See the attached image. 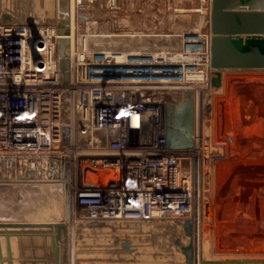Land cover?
Returning a JSON list of instances; mask_svg holds the SVG:
<instances>
[{
	"label": "built area",
	"instance_id": "obj_1",
	"mask_svg": "<svg viewBox=\"0 0 264 264\" xmlns=\"http://www.w3.org/2000/svg\"><path fill=\"white\" fill-rule=\"evenodd\" d=\"M86 1L78 11L101 3L114 12L137 2ZM36 28L37 39L30 24H5L0 18V183L59 182L56 175L73 173L71 213L78 221L139 225L185 219L196 208L207 178L205 170L199 173L193 149L166 147L163 107L169 103L165 96L181 87L175 71L182 72L185 82V72L193 76L198 66L170 62L175 59L170 53L169 62L157 66L149 54L94 50L86 35L79 43L75 37V59L65 83L59 41L67 37L55 26ZM197 32L206 65L211 33L191 31V37ZM189 44L185 53L195 55ZM194 136L196 142L202 136L198 126ZM203 144L212 143L205 138ZM88 172L114 179L95 185L86 181Z\"/></svg>",
	"mask_w": 264,
	"mask_h": 264
},
{
	"label": "rangeland",
	"instance_id": "obj_2",
	"mask_svg": "<svg viewBox=\"0 0 264 264\" xmlns=\"http://www.w3.org/2000/svg\"><path fill=\"white\" fill-rule=\"evenodd\" d=\"M12 1L13 0H7L6 2V0L5 1L2 0V5L6 4L5 7L2 8L3 9L2 12L9 10L10 11V12L8 11L9 13H13V9L10 8L12 6ZM53 1L47 0V2H49V6L51 5V7H49V13L47 14L50 20L56 19V15H57L56 0ZM203 1L204 0H137L135 4L124 5L121 7L119 11H114V12L111 11L110 9L105 8L104 4L102 6L101 3H98V4H94L92 8L88 7L85 9V11H87L85 12V14L88 15L86 20H83L79 17V12L82 10L78 11L77 9L75 15L76 43H79V41H81V39H83L84 36L88 35L89 37L85 39L87 40L86 44L90 46L89 48L91 49L93 48L95 50L96 49L103 50V46L102 47L98 45L95 46L94 42L96 40L100 41L101 39H104V36L107 35L110 37L120 36L126 38L130 34H134V33L162 34L164 32H171V34H175V33L180 34L182 32H187V31H204L206 30V28L209 27V23L207 19L208 13L205 15L204 13L203 14L199 13L200 15H198V21H197L195 15H192L190 11L193 9H201L204 11V9L208 7L207 6L208 0L206 2ZM38 8H39L38 10L40 11L39 6ZM39 17L42 16L39 15ZM46 18L49 19L48 17ZM45 26H49V25H45ZM114 50H120V49L119 47H116ZM228 73L230 74V75L228 74L229 76H233V75L240 76L239 74L245 72H241V73L236 72L235 74L231 72ZM241 76L248 77L247 79L250 78L252 81L251 80L247 81V79H245L242 80L245 81L244 83L241 81H236L237 84L232 83V86H230L232 91L231 90L228 91V88H225L226 89L225 91L227 93L226 94L224 93L225 91L222 90V93H224L226 97L227 96L232 97L231 95H233L232 97L233 100L235 99V101H239L240 96L238 94H241L244 100L243 93H247L245 94L246 96L250 95V97H252L251 96V94H253L252 92H256L258 94L261 90H263L264 88L263 75L242 74ZM253 79L257 81H254ZM233 80L234 77L233 78L231 77V81ZM249 82L251 83L254 82L256 86H248L247 87L248 89L246 90V84H248ZM232 87L234 90L232 89ZM230 91L232 92L231 94ZM240 91L243 92L241 93ZM224 94L219 95V98L225 99ZM171 96L173 97L177 95H170V96L166 95L165 98H167V101L169 103L172 101ZM225 104L227 105V103ZM234 105L235 104H233V107ZM262 125L264 126V124ZM263 134H264V129L263 132L261 133L262 137L264 136ZM246 139H248V137L241 138L239 140L243 141ZM258 140H260V138H258ZM227 141L232 142V140H230L229 138ZM248 143L249 140H246L245 144ZM226 148H228L227 145ZM230 153H232L231 150ZM262 168H264V166ZM85 178L88 183L97 182L103 178V175L101 177V175H95L88 172L85 173ZM210 179L211 178L207 179L209 188L211 186V183L209 182ZM245 179L244 181L251 180L250 178H247L246 180ZM256 181H258L260 183L259 185L261 186L264 183V173L262 178ZM33 184H38V183H29V184L19 183L20 187H28V188H18V189L11 187L0 188V223L49 225V223L52 222L50 224H52V226L54 225L53 228H50V226H48L47 228L36 227V228L26 229V230H30V231H26V233H30V235H32L31 233L34 232L37 233L46 232L50 236H48L47 239H42L34 235H33L34 237H27V236L22 237L23 240L22 245L24 246V250H22V252L18 251L20 250L19 246L17 243H15L16 241L15 238L11 236L12 237L11 240L14 241L13 247L14 248L17 247V251H14L13 248V251L16 252L13 254L15 256L13 258L15 264H55L54 261L52 260L55 254L53 239H56V243L59 247L60 257L62 258L63 264H66V260H68L67 264H70L71 256L74 257L75 264H164V263L185 264V259H183L184 256L183 254H180L181 252H179L178 247H176L177 244L175 245V242L173 243L172 238L164 234L167 232L175 233L171 231L169 227H166L167 229L164 230L162 227H161L162 229L158 228L157 225H155L154 223H142L140 225L146 226L148 230L147 232H145L146 229L145 228L142 229L140 227L137 228L138 226L137 224L123 223V224H118L121 227L117 228L118 226L116 227L113 223L91 224L88 222L78 221L75 219L76 227L73 228L72 231L70 230V227L68 225L70 219L67 222L66 213H65V203L63 201L62 193L58 190L60 189L59 186L51 184L52 187H45L44 185L38 186ZM102 184L105 185L104 183ZM262 187L264 189V184L262 185ZM206 189H208L207 184L204 187V191H206ZM206 193H205V197H207ZM205 213L206 212H204L205 215L204 217H206L205 221L207 223V221L210 219L207 220V214ZM55 224L64 225V227H61V229H59L55 227ZM167 226L171 227V225H167ZM207 229L210 230V227H207ZM219 229H221V227H219ZM32 230H34V232ZM131 230H133L134 232ZM0 231H4L3 234L8 235L9 233H11V231H16V229L12 227H7V228H1ZM127 233L128 234L130 233V235H128ZM140 233L142 235H139ZM58 234H60V239L57 238ZM205 234L207 239L206 249L208 248L209 252L210 250H213V248L214 250L216 249L217 252H227L229 250H235V249H230V247L224 245L220 240L218 241L217 246H215L216 245L214 243L215 241L213 240L214 241L213 242L212 238L210 237V231ZM1 240L5 241V238H1ZM123 242H129V243L131 242L130 247L132 246V248H135L136 251L132 250L133 253L125 251L123 248ZM183 242L186 243L187 240L185 241L183 240ZM211 242L212 244H210ZM249 243H245V245H251ZM2 244L4 245V242H2ZM261 245L264 246V243H262ZM139 247L141 249H139ZM249 247L251 246H247L248 249H245L244 251L251 250ZM3 251L5 254L4 261L5 263L8 264L5 248H3ZM168 252L169 253L174 252L177 256H179L178 258L179 260H176L177 256L176 259L174 260V255L173 257H171L170 256L171 254L169 255ZM119 254L121 255L119 256ZM181 260L183 263L181 262Z\"/></svg>",
	"mask_w": 264,
	"mask_h": 264
},
{
	"label": "bare ground",
	"instance_id": "obj_3",
	"mask_svg": "<svg viewBox=\"0 0 264 264\" xmlns=\"http://www.w3.org/2000/svg\"><path fill=\"white\" fill-rule=\"evenodd\" d=\"M206 1L207 0H204L203 2H206ZM6 2H7V0H6ZM210 2L211 1L208 0V3H207L208 7L206 9H204V11L201 9L190 10L192 15H197L196 12H199L202 14L204 13V15L207 13H210ZM86 3H88L86 0H68V8H69L68 9V14H69L68 20H69V30H70L69 35L70 36L68 35L66 37L69 40V42H68V48L70 50L69 63H70V61H71V63H73V60L75 59V48H74V46H75V15H76V11L78 9V6L86 4ZM107 3L110 4L109 1ZM5 5H2L1 8L5 7ZM13 7H14V5L12 4V6L10 8L13 9ZM49 7H51V5L49 6V2H48V4L46 3L47 14L49 13ZM7 9H9V8H7ZM41 12L40 13L43 14L44 10H41ZM41 14L38 13V17H39V15L42 16ZM198 15H200V14H198ZM201 16H203V15H201ZM47 17L49 18V16H47ZM204 18H205V16H204ZM206 31H207V28H206ZM191 34H192L191 31L182 32L180 34H176V33L171 34V32H164L162 34H142V33L135 34L134 33V34H130L126 38L120 37V36L119 37L112 36L113 39H112V37H108V38L101 39L100 41L96 40L94 42V45L95 46L98 45L101 47L103 46V50H114L116 47H119V49L122 51L124 50L125 54H127V55L132 54V55H136V56L139 55V56L144 57L143 54H149L148 56L152 55L157 59V61H156L157 66H164L167 64V62H169L168 60H166V55L169 56L168 55L169 53L171 54L172 58L177 59V60L172 59V60H170V62H179L182 65L187 64V63H188V65H191L192 63H195V67H196V65L198 66L196 74H194L193 76H190L191 75L190 70L185 72V75L188 78V80H186L185 82H183L182 77H180L182 72L179 69H177L175 71L177 79L179 81H181V84H180L181 87H179V90L171 91L170 95H177V96H173V97L171 96L172 101L170 103H167V104L177 105L180 101L187 100L188 97L192 98V101H193V131H192L191 137L193 140V145L189 148L173 149V150H186L187 151V150L193 149L192 152H193V155L196 159L197 166L199 169V173H201L202 170H205L206 178L207 179L211 178L209 181L211 183L210 188L211 187L213 188V181H214V186L215 187L217 186L218 189H221L223 187L221 184V175L223 172L221 173L220 164L222 161L224 162L226 157L232 158L233 152H235V155L237 156L240 148L238 151L236 150V148H238V146L241 143H240V140L236 136L238 134L239 135L243 134L242 132L247 131V128H249V127H247L248 125L247 126L245 125V126H243L244 131L242 129L241 130L239 129L240 130V132H239V130L237 129L238 128L237 124L240 122H237V124H236V122L233 118V110H235V107H236L235 105L233 107V104H236L237 101H235V99L233 100V98H232L233 95H231L232 97H230V96L226 97V95L224 94V93H226L225 88H228V91L231 90L230 86H232V83L237 84L236 81H241L244 83L245 81H242V80H245L248 77H242L241 76L242 74L243 75L244 74L252 75V74H256V73L255 72H251V73H249V72L248 73H246V72L241 73L240 72L241 73V74H239L240 76H237V75L229 76L230 74L228 72L235 74L237 71H223L222 72L221 85L219 87H215L212 84V79L214 77L213 76L214 70L211 67V55L209 58H207L208 61H207V64L205 65L207 55L205 56L199 52L200 51L199 43H198V40H196V39H198V36H197L198 32L193 34V37H191ZM196 42H197V44H196ZM189 43H191V44H189ZM188 44H189V47H192L191 51H195V53H196L195 55H189L188 53H185L188 49L187 48ZM172 52H174V53H172ZM79 58H81V56H79ZM225 74H227V75H225ZM231 77L232 78L234 77L233 81H231ZM248 80H251V79L249 78V79H247V81ZM254 81H257V80H254ZM207 84L210 86V88L208 87ZM217 88H219V89H217ZM232 89H233V87H232ZM222 90H224L225 92L222 93ZM235 90H236V88H235ZM231 91H230V94L232 93ZM243 91H240V92L242 93ZM222 94L225 95V99L219 98V95H222ZM221 97H223V96H221ZM241 97H243V96L241 95ZM245 97H247V96L246 95L244 96V100L246 101ZM225 103H227V105ZM167 104H165L163 107L164 130H165V107L167 106ZM246 109H247V107H246ZM201 111L206 113V116H203L202 119L199 116V113L201 115ZM209 111H211L212 113H209ZM236 119H237V117H236ZM240 125H242V124H240ZM197 126L199 127V130H200L202 136L200 138H198V140L196 142V136H194V133L197 129ZM165 132H166V130H165ZM230 132H234V133L236 132V133H235V135H233ZM205 138L210 140L212 143L210 146H213L215 148L210 149L209 148L210 146L204 145L203 142H204ZM228 138L230 140H232V142H228L227 141ZM149 142L147 144H149ZM165 144H166V140H165ZM226 145L228 148H226ZM168 149H170V148H168ZM211 150H214L218 153H224L225 156L224 157L213 156V153L211 152ZM230 150L232 151V153H230ZM247 151H249L248 148H247ZM207 159L210 160L209 164H206ZM228 163H230V162H228ZM263 163H264V159L259 161L258 166H260V165L264 166ZM222 164H224V163H222ZM246 164H247V162H246ZM222 168H223V166H222ZM226 169H228V168L226 167ZM227 171H229V170H227ZM226 174H227V172H226ZM71 175L73 176V173H71ZM218 175H219V177H218ZM56 176L59 177L58 180H61V181L51 182V183L42 182V183L45 185H51L52 184V185L59 186L60 189H58V190L62 193L63 201L67 207L66 209H67V213H68L67 214L68 220L70 219V221L68 222L69 223L68 225L70 227V230L73 231V228L76 227V223H75L76 220L71 213L72 200H71V191H70V186H69V180H70L69 177L70 176L67 177V176L63 175L62 178H60L61 175H59V174ZM113 179H114V177L112 175L103 174V178L100 179L99 181L89 182V183H92L95 185H103L102 183H104L106 185ZM207 179H206V181H207ZM18 183H20V182H13V184H18ZM203 183L204 184L202 186V189H201L202 191L200 194L203 195L204 202H202V197L200 195L198 202H196L197 203L196 208L185 219H181V220H177V221L176 220L171 221V220L160 218V219H155V220H152L149 222H144V223H154L155 225H157L158 228L162 227L164 230L167 229L166 227H169V229L171 231L175 232V233H172V232L168 233L167 232L164 234L168 235V237H171L173 243L175 242V245L177 244L176 247H178L179 252H181L180 254H183L182 247L185 245H189V243L192 242L194 245L195 253H196L197 264H199V262L201 260H211L208 257L210 256V254H212V253H210L211 250L209 252L208 248L206 249L207 239H206L205 233L210 231L207 229V227H210V226L206 223V221H205L206 217H204L205 216L204 212H206L205 214H207V216H210V214L212 212L211 202H206V199H208V198L205 197L206 191H204V187L206 184H205L204 180H203ZM262 185H261V187H262ZM207 187H208V189H210L208 183H207ZM261 189H263V187ZM188 219L192 220V223H193V235L192 236L187 235L184 231L185 222ZM207 219H209V218L207 217ZM50 223H52V222H50ZM113 224L116 227L118 226L117 228L121 227L118 225L120 223H113ZM131 224H135V223H131ZM159 224H161L162 226ZM167 225H171V227L167 226ZM138 227H140L142 229L145 228L146 229L145 232L148 231L146 226H144V225L139 224L137 226V228ZM217 228L218 227L214 228L215 232H216ZM131 231H133V230H131ZM154 232H156V231H154ZM162 232H164V231H162ZM130 233L129 234L127 233V234L130 235ZM137 235H135V236H137ZM139 235H142V234L140 233ZM160 235H161V233H160ZM162 235H163V233H162ZM183 240L184 241L187 240V242L184 243ZM73 241H74V238H73ZM15 243H16V241H15ZM123 243H125V242H123ZM210 244H212V242ZM13 245H14V242H12V249L14 248ZM137 247H138V244H137ZM139 249H141V248L139 247ZM132 250L136 251L135 248H132V246H131V252H132ZM173 253L174 252H170V253L168 252L169 255L171 254L170 255L171 257H173V255H174V260H175L177 255L175 253L174 254ZM120 255L121 254H119V256ZM183 256H184V254H183ZM178 258H179V256H177L176 260H179ZM183 259H185V256ZM237 259L238 260H245V259H240V258H237ZM263 259H264V257H262L261 259H249L248 258L247 260H258V261H260ZM215 260H218V259H215ZM181 262H182V260H181ZM70 264H75L73 256H71ZM185 264H186V262H185ZM254 264H259V263H254Z\"/></svg>",
	"mask_w": 264,
	"mask_h": 264
},
{
	"label": "water",
	"instance_id": "obj_4",
	"mask_svg": "<svg viewBox=\"0 0 264 264\" xmlns=\"http://www.w3.org/2000/svg\"><path fill=\"white\" fill-rule=\"evenodd\" d=\"M210 13L207 15L209 27L207 30L211 33V67L214 70L212 84L215 87L221 85L223 71L237 72H264V0H210ZM46 0H13V13L7 10L2 12V0H0V18L5 24L17 22L19 24H30L34 28V35L37 39L36 27L38 25L55 26L58 33L63 36L69 35V20H68V0H56L57 15L56 19H47ZM40 7V11L38 10ZM44 10L42 17H38L37 12ZM85 10L79 12V17L86 20L88 15ZM42 13V12H41ZM39 13V14H41ZM195 15L198 21V14ZM110 36H104L108 38ZM67 38H62L59 41V54L61 57L60 67L63 73L65 83L69 81V51ZM165 140L166 146L170 149H185L193 145L191 137L193 131V101L191 97L187 100L180 101L177 105L167 104L165 107ZM145 141L149 142L150 133L144 129ZM21 185V184H20ZM45 187H52L45 184H33ZM36 186V187H38ZM1 187L11 188H28L20 187L13 183H0ZM65 204V213L67 222V209ZM97 224V223H96ZM94 224V225H96ZM53 228L52 224H9L0 223L1 228L12 227L16 231H11L8 235L0 231V264H7L4 261L5 254L3 251L2 242L5 245L6 257L8 264H15V257L12 249V240L15 238L19 246V252L24 250L22 237H40L47 239L50 236L44 232L26 233V229L45 227ZM56 228L61 229L64 225L55 224ZM54 227V228H55ZM184 231L187 235H193L192 220H186ZM60 233V232H58ZM4 235V236H3ZM34 235V236H33ZM12 236V237H11ZM1 238H5L2 241ZM60 239V234L57 235ZM21 245V246H20ZM55 247L54 258L55 264H63L60 257V250L53 239ZM123 248L127 252H131V247L128 242L123 243ZM18 252V255H19ZM182 252L185 256L186 264H197L196 253L193 243L182 247ZM67 256V254H66ZM67 258V257H66ZM64 259V258H63ZM68 260H66V264ZM264 264L263 260H201L199 264Z\"/></svg>",
	"mask_w": 264,
	"mask_h": 264
},
{
	"label": "crops",
	"instance_id": "obj_5",
	"mask_svg": "<svg viewBox=\"0 0 264 264\" xmlns=\"http://www.w3.org/2000/svg\"><path fill=\"white\" fill-rule=\"evenodd\" d=\"M255 73L264 75V72ZM248 86H255V83L249 82L246 84V90ZM252 93V97L247 95L246 101L243 100L241 94H238L240 96L239 101H237L235 110H233V118L236 124L240 122L237 124V129L243 130L245 125L249 127L247 131L238 134L236 137L238 139L248 137L246 140H249V143L245 144L246 140H240L242 145L236 148L237 151L240 148L237 156L233 152L232 158L229 157L231 160L226 157L224 162H221V173L223 172L221 184L223 187L218 189L216 186V188L213 181V188L206 189L210 191L206 193V196L209 197L212 210L210 216H207L210 219H207V223L209 222L208 225H210V237L212 241H215H213L216 244L215 246L220 240L230 249H235L227 252H217L213 248L211 250L212 254L208 257L211 260L261 259L264 257V246L261 245L264 243V189H261L260 183L256 181L261 179L264 173L262 166H258L259 161L264 159V136H261L264 129L262 125L264 124V88L258 94L256 92ZM243 94L245 96L247 93ZM230 133L235 135L236 132ZM247 148L249 151H247ZM252 149L256 151L254 152ZM245 178L251 180L247 181ZM215 227H218L216 232ZM245 243L251 245H245ZM2 246L5 248V245L2 244ZM247 246H251L249 247L251 250L244 251L248 249ZM14 251H17V247L14 248Z\"/></svg>",
	"mask_w": 264,
	"mask_h": 264
}]
</instances>
